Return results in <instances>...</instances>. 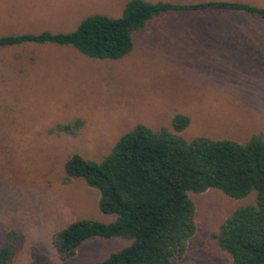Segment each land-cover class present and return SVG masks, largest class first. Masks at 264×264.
Here are the masks:
<instances>
[{
  "label": "rangeland",
  "instance_id": "rangeland-1",
  "mask_svg": "<svg viewBox=\"0 0 264 264\" xmlns=\"http://www.w3.org/2000/svg\"><path fill=\"white\" fill-rule=\"evenodd\" d=\"M34 1L0 0V36L70 31L87 15L118 17L128 0ZM222 1L264 7V0ZM176 113L189 119L179 132L170 126ZM74 119L81 126L73 134L49 131ZM135 124L185 141L264 140V20L233 10L163 12L132 34V48L118 59L52 43L1 47L0 246L13 245L11 264H92L129 243L87 239L59 260L50 237L74 219L113 218L98 210L97 189L63 180V162L72 153L100 162ZM187 195L195 231L176 264H231L212 233L236 207L253 205L255 193Z\"/></svg>",
  "mask_w": 264,
  "mask_h": 264
},
{
  "label": "trees",
  "instance_id": "trees-1",
  "mask_svg": "<svg viewBox=\"0 0 264 264\" xmlns=\"http://www.w3.org/2000/svg\"><path fill=\"white\" fill-rule=\"evenodd\" d=\"M233 10L264 20V7L244 2L210 0L177 4L128 0L118 17L91 14L66 32L43 30L0 36V48L21 43L69 45L98 59H118L132 48V34L153 16L168 11ZM189 119L174 114L173 132ZM79 119L57 123L54 133L73 134ZM165 128L156 131L135 124L123 133L100 162L70 154L63 162L64 181L80 179L98 190V210L112 215L108 222L79 218L50 237L59 260L75 253L87 239L120 237L121 249L92 264H176L194 233L193 204L188 192L215 188L231 198L253 191V205L236 207L212 238L231 264H264V140L252 135L239 143L228 139L195 137L185 141ZM13 245L0 246V264H11Z\"/></svg>",
  "mask_w": 264,
  "mask_h": 264
},
{
  "label": "crops",
  "instance_id": "crops-1",
  "mask_svg": "<svg viewBox=\"0 0 264 264\" xmlns=\"http://www.w3.org/2000/svg\"><path fill=\"white\" fill-rule=\"evenodd\" d=\"M16 1H19V2H22L23 0H16ZM34 1V0H33ZM35 2V1H34ZM250 4V3H249ZM96 14H101V13H96Z\"/></svg>",
  "mask_w": 264,
  "mask_h": 264
}]
</instances>
